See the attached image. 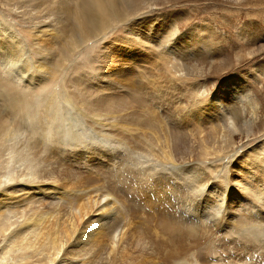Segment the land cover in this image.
<instances>
[{
	"label": "rangeland",
	"instance_id": "obj_1",
	"mask_svg": "<svg viewBox=\"0 0 264 264\" xmlns=\"http://www.w3.org/2000/svg\"><path fill=\"white\" fill-rule=\"evenodd\" d=\"M58 1L34 0L33 2V0H30L27 2L26 0H18L16 2V0H0V23L2 22L8 25V27L16 32L24 42L26 46V55L28 58L31 57L30 61L31 65H33V71H35L36 65L40 62L43 54L40 53L35 45V30L45 29L42 27L43 24L40 23V21L46 18V16H53L56 20L52 22H56V26L60 27L59 24L62 23L61 21L64 18L65 9L68 6L66 0ZM69 1L73 3V1ZM14 2L17 3V5H13ZM152 2V11L149 13V16H153L150 20L152 25L151 28H153V25L156 28H162V24L164 23L165 30H163V32L166 33L165 36L167 38L171 35L170 32L167 33V31H170L172 28L167 26L172 22L177 25L175 35L171 36L170 41L166 43H171V45L177 44L175 50L182 53L178 59L181 60L179 63H184L183 66L186 69L183 68L181 76L174 77L170 75L167 67L169 61H164L165 59L163 58H159L158 60L152 58V55L145 53V50L142 51V49L139 48L140 46H135V51L141 54L138 61H124L125 64H123L122 61H111L105 66L104 63L106 61L103 60L104 54L108 52H120L119 50L124 49V47L116 49V47L112 45L113 43L120 44V46L123 45L119 43L117 40L118 38L126 35L133 39L136 36L132 35L130 37V33L127 30L129 25L125 24L123 25L124 29L122 26V29L117 28V30H114L115 27L112 25V27L108 29H101L96 40L90 41L86 46L77 48L76 51L74 50L71 53V60L67 59L69 62L66 60L65 67L60 71L53 68H57L58 64L56 60L53 61L55 65H47L46 70L48 71L45 73L46 75L38 73V69H36V78L33 81L35 84L32 86L26 82L19 84L1 77L0 93L5 90L11 94L10 98L5 101L6 106L3 109L9 111L13 118L19 117L17 114L22 109L31 108L36 111L39 107L42 111H45L46 107H55L53 103H56V99L57 102L60 101V103L62 102V104L65 105L63 91L67 90V93H69L68 96H72L74 102L76 104L78 103L77 107L79 108L81 106L80 108L85 110V113L88 115L82 112L81 115H84L82 119L85 124L82 123V125H79L81 128L75 127L78 131H80V129L82 130L79 133L80 135L88 134L87 131L93 134V130L90 128L95 130V127L99 129L100 131L98 132L102 134H113L116 132L110 127L111 125L120 129L122 126L130 127V122H132L133 119H129L127 116L137 108V113L141 115L142 118H145L146 121H150L151 124L153 122L155 123L153 112H150V110L154 109L158 116L161 115L169 124L170 130H179L189 137V133L183 131L189 123L192 128L195 127L197 129L198 127H202L204 135L206 134L205 136L208 137L210 133L213 132L212 125L215 123L212 122L222 123V119L226 117L224 116L223 118V116L219 114L221 109L218 107L219 101L225 102L226 100V104L229 103L230 107L233 109L236 107L239 108L241 105L245 110V116L250 118V120L257 118L255 125L251 128L248 127L249 129H246L247 131L244 133L235 134V142L232 149H230L231 151L222 152V157L226 156L227 158L220 161L213 158L215 161L206 160L203 163L200 162V170L195 165H190L188 169L194 167L196 173L193 172V174L196 175L184 172L179 176V174L167 169V167H165L166 169L162 168L164 166L161 165V167L158 165L159 163L153 160L152 157V162H143L144 159L141 158V156L138 157L136 152L128 151L122 143L113 147L109 146L105 140H97L100 145H98L100 148H97V150H99L97 153L87 157H79L71 155L74 150L70 148L74 143H71L69 139H67L68 141L64 139L59 143L57 142L54 144L55 147L60 145L64 148L61 153L49 157L47 159L48 161L34 157V169L36 173H38V178L43 179L46 184L49 183L47 185L49 189H47L46 194L41 196H44L42 198L44 205V210H42V212L45 211L47 214L45 217L51 215L54 216L52 218L55 219L52 220L46 217V219H44L45 222L43 221L44 228L42 232H52L51 234L53 235L55 231H58L60 233V238L66 239L65 237H67V239L78 241V244L71 248L70 251L72 252H67L68 250H66L67 254L63 255L64 257L67 256L70 259L74 257L73 261L74 259L78 261L88 256L89 259L86 258V262L89 261V263L92 264L94 260L93 264H97V262L100 264V261H96L101 255L99 252L102 251L103 248L106 249L110 241L104 235L106 234L105 230L102 229L99 231V236L95 235L96 237H94L93 245L87 247L88 253L85 252L83 247L88 245L87 242L90 240L88 234L89 230L92 229V225L88 223L90 226L84 230L81 220L82 216L86 219L89 214H92L96 210L97 203L107 201L105 196H108L107 193L110 192L111 197H114L117 201L115 205L119 213L121 214L122 211V214H125L131 222L128 229L130 232L128 231V233H126L127 237L130 235V241L132 240V245L129 248L128 254H134L137 258L147 255L162 264H174V259L169 260L170 254L173 252L176 253L177 258L182 260L181 264H264V0H152ZM141 19H143V17H140L138 22L141 21ZM36 25H41V27H36ZM145 29L147 28H141V30ZM45 30L47 31L48 28ZM69 42L70 41H68V43ZM190 44L194 47L192 49L193 51L195 50V55L193 51L191 52L192 49H190ZM43 56L47 57L48 55L44 53ZM180 65L181 64L178 66L180 67ZM189 67L196 71L191 70ZM42 77L45 78V81L38 84L40 80L38 81L37 79H42ZM77 79L83 80L85 82L83 86L92 91H98L96 88L102 86V91L100 93L103 95H101L106 98L110 95L112 98L111 100L113 102L110 100L112 107L108 110L110 115H104L101 111L102 114L99 116L98 124L96 120V125L93 123L92 116H94V113L90 108V99L88 95L83 92L85 88L81 90L78 87V89L75 88L77 86L75 80ZM111 80L113 81L111 82ZM8 85L12 86L9 87ZM139 85L143 87L142 96L146 100V103H148L145 104L143 108L132 106V108L130 107L131 110H129V106H126V110L114 112L118 103L131 99V92L135 91L131 89L132 86L137 89L140 87ZM157 85L158 88L156 87ZM228 86L239 87L241 92L244 93L241 94L240 92L233 91V93L230 94L229 88H227ZM244 89L246 92L247 90L250 92L251 96L256 99V103L253 105H246L248 103L246 97L244 98L242 96L245 94ZM74 90L77 93H74ZM13 95H15V97ZM80 98H83L85 101ZM80 100L86 103H84V107ZM49 103L50 106H48ZM1 104L3 106L4 102ZM214 106L216 107L214 108ZM154 107L158 109L156 110ZM254 108L256 110H254ZM79 112L77 110L75 112L72 108V110L66 111V114L71 118H78L77 113ZM115 113L127 118H124L121 123H118L117 120L112 121L111 114L114 115ZM186 113L188 115L185 118L184 114ZM181 116L182 120H186V123L180 121ZM168 119L169 121H167ZM198 119L202 121H198ZM142 128L143 126H140L139 130L136 132L133 131V133L139 136L142 132ZM39 133L40 131L38 134ZM0 134H2V132ZM201 135L202 134L198 133V139L193 144V149H195V153H193L195 157L204 150L199 143ZM114 137L119 139L117 135H114ZM3 138L4 137L0 135V139H2L1 142L4 140ZM131 140L133 141L132 137ZM207 141L213 142L214 139H209ZM207 144L209 145V143ZM109 149L113 150L110 151ZM119 150L121 152H118ZM112 152L114 153L112 154ZM129 152H131V154ZM234 152L239 153L234 155L233 160H231L232 164L230 168V166L226 164L229 162L228 159H230V156L233 155ZM21 159L22 160H17L16 156L13 157L5 153L0 155V176L3 178V175L8 174V171L9 173L11 172L13 177H18L8 184H3L1 186L2 188H0V190H2L5 185L9 189L6 191V194L3 192V194L7 196V199L3 198L0 203V224L4 223L6 225L7 223V226L9 225L12 230L22 226L17 222L20 220V217L22 218L23 216L24 218L25 215L19 211L22 208H27L23 206L24 200H32L30 197H33L32 192L28 193L27 196L23 194L20 195V192L17 191L18 188L23 187L25 182H27L26 184L30 183L28 177L29 166L24 163L23 157ZM197 160L201 159L197 158ZM145 164H148V167H150V165L153 166L157 172L164 171L163 173H157L156 177L160 175L163 181L171 183L172 186L166 185L165 187L169 189L174 187V193L171 191L167 198L164 199V194H166L167 190L165 192L162 188L161 190L164 191L163 197L160 198V201H157L159 200L157 198L159 193L156 192V194L155 191L144 188L147 182L156 178L153 177L151 179L148 175L150 173L146 174L148 168ZM259 164H262V167H260ZM185 165H187V163L182 166ZM10 166L13 167L7 169ZM158 166L160 167L157 168ZM240 166L242 167L241 169ZM204 168L207 170L209 169L208 172L210 171V173H208L206 169L204 170ZM182 169L184 170L185 167ZM242 170H249L248 172L253 173L257 181H253V178L242 175L244 174ZM149 172L152 171L150 170ZM188 174L193 177L195 176L194 180L190 179L191 181H187L185 178ZM230 176L234 178L229 180L230 184L236 185L237 183L239 184V182L241 184V188H234L232 186V192L230 193H239L245 198L241 199L233 194L228 195V182L226 183V181ZM88 177H90V179ZM198 178L201 179L199 180ZM23 179L25 181H22ZM94 179L98 181H93ZM3 180H5V178H3ZM250 183L258 187L257 191L260 189L259 187H261V198L256 197L255 192L251 193V190L248 191V189H246ZM204 188L206 189L204 190ZM0 192L2 194V191ZM193 192H195L196 195H193ZM225 197L228 198L226 201ZM161 199L164 200L161 201ZM52 201H57L59 203L56 205L58 206L57 208L49 204L52 203ZM162 202H164V204H162ZM168 202H171L175 207L167 206L165 203ZM81 206L84 207V210L87 208L86 211H84ZM77 208L81 209L80 214H77ZM52 211L54 213H52L53 215L51 214ZM9 212H11L12 215L9 214ZM49 212L50 215L48 214ZM14 213H16L15 217L19 216V219L17 217L16 220L12 218L14 217ZM98 213L102 214V212ZM164 213L166 216H163ZM160 217H166L176 221L181 227H183L182 224L186 226L190 224V226L195 227V229L197 228L194 234L195 237L187 235L185 239L184 237L181 240L176 239L174 243L169 244L163 238L164 234L161 235V231L158 230ZM75 218L79 223H77ZM253 219H257L255 226L250 223ZM74 221L76 223L75 225L78 224L77 226L81 231L77 226L71 229ZM156 230H158L157 233ZM65 232L66 234H64ZM131 233H133V235H131ZM7 234L8 233L4 234V237L0 235V264H39L40 262L37 261V259L41 258L40 251H45L47 254H50L53 250V242L49 239H45L43 235L41 236L44 241L41 240L43 243L40 241L41 237L38 239L35 236H31L30 232H27L26 238L20 236L14 243L9 245L6 238ZM35 238L40 243L39 247L37 246L39 249L19 243L21 240L25 241L26 239L27 243L23 242L24 244H29L32 241L37 242ZM167 238L168 237H166V239ZM67 239L65 241H70ZM193 240L195 243H193ZM50 242H52V244ZM144 248L145 250L143 251ZM79 250L80 252L78 254L75 253ZM11 257H15L19 262L10 259ZM73 261H71L70 264H80L79 261L72 263ZM41 264H47L45 259H42Z\"/></svg>",
	"mask_w": 264,
	"mask_h": 264
},
{
	"label": "bare ground",
	"instance_id": "obj_2",
	"mask_svg": "<svg viewBox=\"0 0 264 264\" xmlns=\"http://www.w3.org/2000/svg\"><path fill=\"white\" fill-rule=\"evenodd\" d=\"M17 1L18 0H16V2ZM26 1L29 2L30 0H26ZM71 1H73V3H71L69 0H66L68 7L65 9L64 18L62 19V21L60 20L62 22L61 24H59L60 27L56 26V24H57L56 22H52V21L56 20L53 16H46V18L41 20L40 23L43 24L42 27H44L45 29L48 28L47 31H51V32H47L45 29H39L37 31L35 30V39H36L35 45H36L37 49L40 51L41 54L46 53L48 55L47 57H45L42 54L40 62L37 63V65H36V69H38V73L44 75L48 71V70H46L47 65L54 64L53 63L54 60H56V63L58 65H57V68L56 67H53V68H55V70L58 69L57 71H60L62 68L65 67L64 66V65H66L65 61L67 59L71 60V58H70L71 53L74 50L76 51L77 48H81L83 46H86L87 43H89L90 41L96 40V37L99 35L101 29H108V28L112 27V25H114V27H115L114 30L115 29L117 30V28L122 29V26L125 24L129 25L127 30L130 33L129 34L130 37L132 35L133 36L136 35V36L133 39L129 38L126 35L118 38L117 40L119 41V43H121V45L122 44L123 45L120 46V44H117V43H113L112 45L115 46L116 49L117 48L119 49L121 47H124V49L119 50L120 52H108V53L104 54L103 60L106 61L104 63L105 66L108 65L111 61L112 62L113 61H115V62H121L122 61L123 64H125L124 61H127V62L138 61L141 54L138 53L137 51H135V46L136 47L140 46L139 48H141L142 51L145 50V53H149L150 55H152V58H155L156 60H158L159 58H163V59H165L164 61H169L167 67H168V72L170 73V75H172L174 77L181 76V71L183 72V68L186 69L183 66L184 63H179V61L181 62V60L178 58H180V55L182 53L180 51L175 50V48L177 47V44L171 45V43L170 44L166 43V42L170 41L171 36L175 35V33L177 31V25L174 22H172L171 24H169L167 26L169 28L172 27L170 31H167V33L170 32V34H171L167 38L165 36L166 33L163 32V30H165L163 21H162V23H163L162 28H156V27H154V25H153V28H151L152 25L150 23V20L153 18V16H149V13H150V11H152V6H153L152 0H71ZM33 2H34V0H33ZM14 4L17 5V3H15V2L13 3V5ZM60 7H62V6H60ZM45 14H46V12H45ZM140 17H143V19H141V21L138 22V19ZM36 27H41V25H36ZM142 27H145L147 29L141 30ZM123 29H124V26H123ZM46 36H48V37H46ZM68 41H70V42L68 43ZM25 47L26 46L24 45V42L21 40V38L18 36V34L16 32H14L13 30H11V28L8 27V25L1 22L0 23V79H1V77H4L6 79H9L11 82H16L19 84H21L22 82L23 83L26 82L27 84H29L31 86L33 84H35L33 81L36 78V75H35L36 69H35V71H33V69H32L33 65H31V61H30L31 57L30 58L27 57ZM192 48H194V47H193V45L190 44V49H192ZM192 51H193V49L191 50V52ZM194 53H195V50L193 51V54ZM179 64H181L180 67L178 66ZM53 68H52V70H53ZM190 69L196 71L193 68H190ZM50 70H51V67H50ZM37 80L38 81L40 80L38 82V84H40L43 81H45V78L42 77V79L38 78ZM112 81L113 80H111V82ZM0 83H1V81H0ZM75 83L77 85L75 87L76 89L79 88L81 90L82 88H85L83 86L85 83L83 80L77 79V80H75ZM8 86L10 87L12 85H8ZM101 87L96 88L99 92L96 90L92 91V90H89L86 88L83 89L84 94H87L88 98L90 99V102H89L90 108H91V111H93V113H94V116H92L93 121H94L93 123H95L97 120V124H98L99 116L102 113L104 115H110V112L108 110L110 109V107H112V105L110 104V100L112 99L111 96L109 95L107 98L102 96L103 94L100 93L102 91ZM156 87L158 88V85ZM203 87H204V85H203ZM227 88H229L230 94L233 93V91L240 92L241 94L244 93V92H241V89L239 87L236 88V86L235 87L228 86ZM131 89L135 90V91L131 92V99H127L125 102L118 103V105L115 107L114 112L124 111V110H126V106H129V110H131L132 106H135V107L139 106V107L143 108V106L148 103V102L146 103V100L142 96V91H143L142 86L138 87L137 89H135V87L132 86ZM86 90H88V91H86ZM203 90H204V88H203ZM4 91L2 93H0V133L2 132V134H3V135L2 134H0V135L4 137L3 138L4 140L2 142H1L2 139H0V142H1L0 143V155L5 153V154L13 156V157L16 156L17 160H22L21 159L22 157L24 158L23 159L24 163L28 164V166H29L28 177H29L30 183L26 184L27 182H25V184H23V187L18 188L17 191L20 192V195L23 194V195H27V196H28V193L32 192L33 197H30L32 200H27V199L24 200L23 199L24 205L23 204L22 205L24 207H27V208L26 209L22 208L19 212H21L23 215H25L24 218L22 216V218L20 217V220H18L19 216H16L18 218L17 223H19V225H22V226L20 228H15L12 230V229H10L9 225L7 226V223H6V225L4 223L0 224V235L3 236L4 234L8 233L6 235V238H7V243L9 245L14 243L20 236L23 238H26L27 232L28 233L30 232L31 236H35L38 239L43 235V236H45L44 237L45 239H49L50 241H52L53 242V247H52L53 250H52V252H50V254H47L45 251H40L41 258L37 259V261L40 262V263L38 262L39 264H41L42 259H45L47 264H70V262L73 261L74 257L70 259L69 257H67V256L64 257L63 255L67 254L66 250H68L67 252H72V251H70L71 248H73L74 245H77L78 241L67 239V237H65V238L67 240H70V241H65L66 239L60 238V236H59L60 233L58 231H55V233H53V235L51 234L52 232H45V231L42 232V230L44 228L43 223L45 222L44 219H46V217L49 219H52V220H55V219L52 218L54 216H51L50 212L48 213L50 215L49 217L48 216L45 217V215H47L45 213V211H43L44 213L42 212V210H44L43 199H42L44 196L43 197H41V196L43 194H46L47 189H49V188H47V185L49 183L46 184L43 181V179L38 178V173H36V170L34 169L35 168L34 167L35 166L34 157L42 158L43 160H47L49 157L54 156V154L61 153L64 150V148L61 147L60 145L57 146L60 148H57V147H55L54 144H56L57 142L59 143V142L63 141L64 139H66V140L69 139L71 143H74V145H72L70 148L71 150H74V152L71 155H75V156H79V157L80 156L87 157V156L95 154V153H97V151H99V150H97V148H100L98 141L105 140L106 143L109 144V146H113V147L117 146L120 143L124 144L125 148L128 151L136 152L138 154V157L141 156V158L144 159L143 162H146V163L150 162L153 158V160H155L157 163H159L158 165L164 166V167L161 166L162 168L167 167V169L174 171L176 174H179V176L182 175L181 173H184V172L192 174V175H196V174H193V172H195V170H196L194 167L191 169H188V167L190 165H195L199 169V168H201V166H199L200 162L203 163L206 160L212 161L214 159H218L220 161V160L227 158L226 156L222 157V152L223 151L224 152L231 151L230 149H232L234 142H235V137H236L235 134L236 133L241 134V133L246 132L247 131L246 129H249L248 127L251 128L255 125V122L257 119V118L256 119L254 118V119L250 120V118L246 117L245 116V110L242 108L241 105L239 106V108L236 107L233 109L230 107L229 103L226 104V100H225V102L219 101L218 107L221 109V112L219 114L221 116H223V118H224V116H226L224 119H222V123L221 122L216 123L215 121L212 122V123H215L214 125H212L213 132H211L210 136H208V137L205 136L206 134L204 135V130L202 127H198L197 129L195 127L192 128V126L188 123L183 130V131H185V133L186 132L189 133V137H188L187 135H185L183 132H181L179 130H176V131H173L172 129L170 130L169 124L162 118L161 115L158 116L157 112L154 109L150 110V112H153L152 114L155 118V123L153 122L151 124L150 121H146L145 118H142V116L137 113V110H136L137 108H136V109H134V111H132V113H130L127 116V117H129V119L130 118L133 119L132 122H130V127H128V126L123 127L122 126V128L120 129V128H116L114 125H111L110 127L116 131L113 134H107V133L102 134V133L98 132L100 130L96 129V127H95V130L93 128H90L93 130V134H91V133H89V131H87L88 134L80 135L79 133L82 130L80 129V131H78L75 127L81 128V126H79V125H82V123L85 124L83 122V119H82L84 115H81V114H82V112L85 115H87V114L85 113V110L80 108L81 106L79 108L77 107L78 103L76 104L74 102L72 96L69 95L72 99L68 96L69 93H67V90L63 91L64 92L65 105L62 104V102L60 103V101L57 102V99H56V103H53L54 101L52 102L53 105H55L54 108L53 107H46L45 111H42L38 107L36 110L38 113L34 109H31V108L22 109L17 114L19 117H16V118L15 117L13 118L12 114L9 111H7L6 109H3L6 106L5 101H7L11 95L7 91H5V92ZM244 91H245V89H244ZM74 93H77V92L75 91ZM78 94H79V91H78ZM13 96L15 97V95H13ZM81 96H83V95H81ZM242 96L244 98L246 97V101L248 102L246 105H253L254 103H256V99L251 96V94H250V92H248V90H247V92L245 91V94H243ZM45 97H46V95H45ZM58 99H60V98H58ZM42 100H44V99H42ZM46 100H47V98H46ZM81 100H80V102L83 106L85 102H83ZM2 102H4L3 106L1 104ZM50 103L48 106H50ZM133 103H136V104H133ZM147 107H149V106H147ZM215 107L216 106H214V108ZM72 108L75 110V112H76V110L78 112L80 111L79 113H77L78 118H71L70 116H67L66 111H70V110H72ZM150 108H152V107H150ZM154 108H156V110L158 109L157 107H154ZM12 110H13V107H12ZM12 110H10V111H12ZM254 110H256V109L254 108ZM101 111H102V113H101ZM216 114H217V112H216ZM227 114H228V116H227ZM184 115L186 118V116L188 114L186 113ZM111 117H112V121L117 120L118 123H121L124 118H127L123 115L120 116L119 114H116V113L114 115L111 114ZM104 118H102V119H104ZM167 121H169V119ZM180 121H184V123H186V120H182V116H181ZM180 121H179V123H180ZM198 121H202V120L198 119ZM128 123H129V121H128ZM95 125H96V123H95ZM95 125H93V126H95ZM122 125H123V123H122ZM140 126H143V128L141 130L142 132L140 131L141 134L139 136H136L133 133V131H135V132L138 131ZM83 128H85V127H83ZM88 130H89V128H88ZM166 130H167V132H166ZM39 131H40V133H39L40 135L38 134ZM147 133H149V134H147ZM198 133L202 134L201 135L202 140L200 139L199 143L201 144V148H204V150H202V153L200 152L201 154L198 153V155H196V157H195L194 156L195 149H193V144L198 139L197 138ZM114 135H117V137H119V139H116L114 137ZM131 137H132L133 141L131 140ZM153 137H154V139H153ZM209 139H214V141L213 142L207 141ZM77 142H79L80 144ZM99 143H101V142H99ZM207 143H209L210 146ZM113 149H109V150L111 151ZM118 152H121V151L119 150ZM131 152H129V153L131 154ZM113 153L114 152H112V154ZM238 153L234 152V154L230 156V159H228L229 162L226 165L230 166V168H231V164H232L231 160H233L234 155L238 154ZM130 157H131V155H130ZM235 157H237V156H235ZM141 158H139V159H141ZM197 158H200L201 160H197ZM139 159H138V161H139ZM3 161H5V160H3ZM38 161H39V159H38ZM134 161H135V159H134ZM185 163H187V165L182 166ZM210 163H212V162H210ZM160 166H158L157 168H159ZM180 166H182V167H180ZM259 166L262 167V164H259ZM12 167L10 166L7 169H9V168L11 169ZM141 167H143V166H141ZM183 167H185L184 170L182 169ZM147 168H148V170L150 169L152 171V172H149L150 170L149 171L147 170V172L145 171L146 174L150 173L148 175L150 176L151 179L153 177H156L157 173H161V172L163 173L164 172V171L157 172L156 169H154V167L151 165H150V167L147 166ZM241 168L242 167L240 166V169ZM165 169H163V170H165ZM205 169L206 168H204V170ZM145 170H146V168H145ZM208 170L206 169L207 172H208ZM248 171L242 170V172L244 173L242 175H244L245 177L246 176L251 177V178H253V181H257L254 178L255 177L254 174L250 173ZM142 172H144V171H142ZM198 172H200V171H198ZM7 173L8 174L3 175L4 176L3 178H5V180H3L2 176H0V188H2L1 186L3 184H8L9 182L14 181L15 179L18 178L17 176H16L17 178L13 177L11 175V172L9 173L7 171ZM208 173H210V171ZM189 174L186 176L185 179L187 181L190 179L194 180L195 176L193 177L192 175H189ZM139 176H140V173H139ZM201 177H203V176H201ZM204 177H205V175H204ZM88 178L90 179V177H88ZM164 179H165V177H164ZM195 179H197V178H195ZM198 179L200 180L201 178H198ZM232 179H234V178L232 176H230V178L226 181V183L228 182V190H229L228 195L233 194V195H237L238 198H241V199L245 198L239 193H230V192H232L231 191L232 186L234 188H236V187L241 188L240 182H239V184L237 183L236 185L230 184L229 180H232ZM22 181H25V180L23 179ZM93 181H98V180L94 179ZM139 181H142V180H139ZM182 182H184V181H182ZM16 183H17V181H16ZM20 183H21V181H20ZM193 183H194V181H193ZM205 183H208V182H205ZM172 184H173V182H172ZM179 184H180V182H179ZM166 185L170 186L171 183H169L167 181H163L159 175L155 179L153 178L152 181L147 182V184L144 185V188H146V189L149 188L151 191H155V193L156 192L159 193V195L157 197L159 200H157V201H160V198L163 197V194H164V191L161 190L162 188L165 190V192L167 190L166 194H164V199H166L168 194L171 191H173L174 187H171L169 189L168 187H165ZM94 186H95V184H94ZM259 188L260 189L257 191L258 187L257 186L255 187V184L252 185V183L248 184V186L246 187V189H248V191L251 190V193L255 192L256 197H260V192L262 189H261V187H259ZM194 189H192V190H194ZM205 189L206 188H204V190ZM8 190H9L8 187H6L5 185H4L3 189L0 190V191H2V194L0 192V194H1L0 196H2V197H0V203H1L3 198L5 199L7 197L6 195L3 194V192H5V194H6V191H8ZM192 190H191V192H192ZM223 191H225V190H223ZM226 191H227V188H226ZM173 193H174V191H173ZM183 194H184V192H183ZM198 194H199V192H198ZM107 195L108 196H105V198H107V201L97 203L96 204L97 205L96 210L92 214H89L88 217L85 216L86 219H84V216L81 215L82 220L81 219L80 220L82 221V227L84 228V230L90 226L88 223H91V225H92V229L89 230V234H88L90 240L87 242L88 245L86 247H83V250L85 249L84 251L88 253L87 247H89L90 245L91 246L93 245L94 237L99 236V231L103 229L106 232V234H104V235L108 238V240L110 242H109V245L107 246L106 249L103 248V250L99 252L101 255L98 257V259L96 261H100V264H162V263L156 261L154 258H151L150 256H147V255H144V257L141 256L140 258H137L134 254H132V255L128 254L129 248L132 245V240L130 241V235L127 237L126 233H128V231H129L128 229L130 227L131 222L129 221V218L125 214L124 215L122 214V211H121V214L119 213L117 206L115 205L117 203V201L115 200L114 197H111L110 192L107 193ZM193 195H196L195 192H193ZM154 196H155V194H154ZM223 196H224V194H223ZM223 196H221V197H223ZM218 197H219V195H218ZM11 198H13V197H11ZM176 198H178V197H176ZM164 199H161V201ZM226 199H228V198L225 197V201H226ZM17 200H19V199H17ZM118 201H120V200H118ZM49 204L56 206L59 203L57 201H55V202L52 201V203H49ZM162 204H164V202H162ZM165 204L169 207L173 206L171 202H168ZM208 204H209V202H208ZM225 204H227V203H225ZM188 205H189V203H188ZM167 206H166V208H167ZM216 206H218V205H216ZM57 207L58 206H56V208ZM73 207H75V206H73ZM174 207L175 206H173V208ZM221 207H222V205H221ZM81 208H83V210H84V207L81 206ZM86 209L84 211H86ZM110 209H111V211H110ZM216 209H218V208H216ZM39 210L43 214H41ZM164 210H166V209H164ZM174 210H176V209H174ZM168 211H170V210H168ZM46 212H47V210H46ZM98 212H102V214H99ZM52 213H53V211L51 212V214ZM80 213H81V209H78L77 214H80ZM89 213H91V212H89ZM171 213H173V212H171ZM9 214L12 215L11 212H9ZM15 214L16 213H14V215H13L14 217H12V218H15L14 220H16ZM164 215H165V213L163 214V216ZM184 215H186V214H184ZM70 216H71V214H70ZM57 218H59V217H57ZM77 219H78V217H77ZM256 220L253 219L251 222L249 220L248 221L252 225L255 226ZM5 221H7V220H5ZM248 221H247V223H248ZM77 223H79L78 220H77ZM247 223H246V225H247ZM75 224L76 223L74 221L72 228L71 227L70 228L74 229L75 226L78 225V224L77 225H75ZM182 225H183V227H181L179 225V223L176 221H173V220L166 218V217H160V221L158 223V230L161 231V235L164 234L163 238L165 239V241H167L169 244H172L175 242L176 239L181 240L183 237L185 239L187 237V235L194 236L197 228L195 229V227L190 226V224H188L189 226H186L184 224H182ZM77 228H78V226H77ZM79 230L81 231V229H79ZM158 230H156V233ZM11 232H12V234H11ZM72 233H73V231H72ZM64 234H66V232ZM131 235H133V233H131ZM166 237H168V238L166 239ZM36 238H35V240H37ZM196 238H197V236H196ZM29 239H31V238H29ZM41 240H42V237H41L40 241ZM26 241H27V239L25 241L21 240L20 242L19 241L18 242L23 244V245L33 246L35 249H39V248H37V246L39 247V244H40L38 242V240H37V242L32 241L29 244H24L23 242H26ZM52 242H50V243L52 244ZM193 243H195L194 240H193ZM187 245H189V244H187ZM144 250H145V248L143 249V251ZM79 252H80V250L78 252H75V253L78 254ZM86 258H88V256H85L83 259H79L78 260L79 263L80 264H90L89 261L86 262L87 261ZM10 259L17 261L15 257H13V258L11 257ZM171 259H174V262H173L174 264H181V262H182V260L180 258H177L175 252L170 254L169 260H171ZM193 259H194V257H193ZM75 261H76V259H74V261L72 263H74ZM78 261H76V262H78ZM184 261H185V259H184ZM17 262H19V261H17ZM93 262H94V260L92 261V264H93ZM98 263L99 262H97V264ZM94 264H96V263H94Z\"/></svg>",
	"mask_w": 264,
	"mask_h": 264
}]
</instances>
